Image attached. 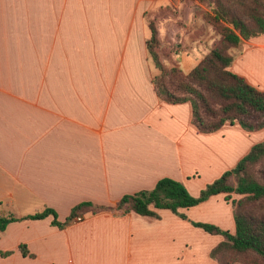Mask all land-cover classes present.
Returning a JSON list of instances; mask_svg holds the SVG:
<instances>
[{
  "label": "crops",
  "instance_id": "obj_1",
  "mask_svg": "<svg viewBox=\"0 0 264 264\" xmlns=\"http://www.w3.org/2000/svg\"><path fill=\"white\" fill-rule=\"evenodd\" d=\"M202 10L191 0H0L1 209L21 216L47 205L63 221L80 201L113 205L162 176L198 194L262 140L264 126L236 121L199 131L189 100L156 94L150 61H80L84 35L90 51L111 50L147 11L187 72L220 37ZM232 53L229 69L264 90V33L242 37ZM155 210L85 211L63 226L51 214L10 221L0 264H218L210 250L222 234L192 221L233 232L224 192L180 207L185 217Z\"/></svg>",
  "mask_w": 264,
  "mask_h": 264
},
{
  "label": "trees",
  "instance_id": "obj_2",
  "mask_svg": "<svg viewBox=\"0 0 264 264\" xmlns=\"http://www.w3.org/2000/svg\"><path fill=\"white\" fill-rule=\"evenodd\" d=\"M203 1V0H201ZM212 12L204 19L220 33L216 44L187 72L180 67L164 66L155 46L156 29L149 23L150 36L146 47L159 71L152 77L156 94L170 102L189 100L192 105V122L199 131H212L225 121H236L246 129L264 126V90L249 83L242 75L229 69L233 58L232 48L242 37L264 33V0H205ZM224 192L231 198L235 229H228L204 221H192L211 233L223 238L210 250L219 264L240 260L244 264H264V139L255 142L234 166L225 169L208 182L198 194H192L184 183L169 176H162L148 189L124 193L113 205L84 200L76 203L69 216L57 219L53 208L45 205L32 213L17 216L11 211L2 212L0 205V230L13 220L41 218L52 215L51 223L63 226L75 215L85 211L116 209L134 211L141 215L158 217L155 208H168L185 217L182 206L196 204L214 193ZM22 253H28L24 244ZM10 250H1L6 255Z\"/></svg>",
  "mask_w": 264,
  "mask_h": 264
},
{
  "label": "rangeland",
  "instance_id": "obj_3",
  "mask_svg": "<svg viewBox=\"0 0 264 264\" xmlns=\"http://www.w3.org/2000/svg\"><path fill=\"white\" fill-rule=\"evenodd\" d=\"M191 1L200 3V5L202 6V9H203L202 10V16L203 17H204V14L212 12L211 4L208 3L207 1H205V0H203V1L191 0ZM169 5H170V3H169ZM169 5H168V9L171 10V5L170 6ZM150 22H152L155 26L156 35H157V39H158L157 28H158V24L159 23L161 24V20L158 17V13H157V15H155V14L153 15L152 13L145 11L140 17H133L131 19V25L130 26L132 28V31L130 30L127 33L126 32L125 33H117V35H116V46H115V48H113L111 50H106L102 47V50H100V51H97V50L90 51L88 48V46H89L88 42L89 41L86 39L87 36L84 35L85 36V47H83V49L81 48L82 50L80 49L79 56L83 57V59L80 61H88L85 59L86 57H89V61H93L94 58H95V61H150V63H152V65L155 66L154 60L152 59V57H151L150 53L148 52V49L145 45L146 44L145 43V37L147 40L150 36V33H151L150 27H149ZM102 41H103V39H102ZM163 42H164V44L162 45L163 46L162 47L160 44V40L158 39V43L155 46V49L157 50V53L159 56V60L166 67H169L172 65L178 66V65H176V61H177L176 55L174 58V56L172 54L173 47H170V45H168L166 40H164ZM102 46H103V43H102ZM78 53H79V51H78ZM98 56H99V60H98ZM156 70H157V72L159 71L158 67H156ZM247 130H249V129H247ZM235 195H237V196L234 198H238L240 196L239 194H235ZM230 200H231V198H230ZM1 211L5 212L3 210H1ZM231 264H244V263H242L240 260H235V261L231 262Z\"/></svg>",
  "mask_w": 264,
  "mask_h": 264
},
{
  "label": "built area",
  "instance_id": "obj_4",
  "mask_svg": "<svg viewBox=\"0 0 264 264\" xmlns=\"http://www.w3.org/2000/svg\"><path fill=\"white\" fill-rule=\"evenodd\" d=\"M80 218H81L80 215H75V216L73 217L74 220H78V219H80Z\"/></svg>",
  "mask_w": 264,
  "mask_h": 264
}]
</instances>
